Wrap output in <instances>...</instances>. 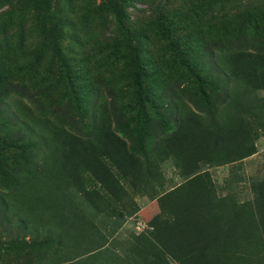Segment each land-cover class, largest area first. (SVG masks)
<instances>
[{
  "label": "rangeland",
  "instance_id": "374dc122",
  "mask_svg": "<svg viewBox=\"0 0 264 264\" xmlns=\"http://www.w3.org/2000/svg\"><path fill=\"white\" fill-rule=\"evenodd\" d=\"M102 4L0 0V196L10 204L0 206V264H70L59 263L56 237L15 223L16 182L34 180L38 159L46 152L42 140L13 119L15 106L56 132L84 137L94 125L110 124L129 143H155L171 113L170 101L208 109L189 67L204 76L214 56L264 53V0H127V25L147 72L143 84L151 103L145 104L150 119L145 126L130 49L116 18ZM45 11L60 23V53L45 29ZM7 101L12 107L7 108ZM257 148L239 168L203 167L220 195L235 192L242 201L252 199L251 182L264 177V137ZM162 169L164 190L185 181L173 160ZM137 202L140 211L131 217L98 219L117 252L127 248L131 237L149 230L159 212L156 201L141 197ZM85 264H92L88 257Z\"/></svg>",
  "mask_w": 264,
  "mask_h": 264
},
{
  "label": "trees",
  "instance_id": "16d2710c",
  "mask_svg": "<svg viewBox=\"0 0 264 264\" xmlns=\"http://www.w3.org/2000/svg\"><path fill=\"white\" fill-rule=\"evenodd\" d=\"M126 4L103 0L102 8L125 35L142 123L148 126L147 72L127 25ZM46 13L45 29L60 53V23ZM170 46L181 57L178 46ZM189 70L208 109L170 101L171 113L155 143H129L110 124L94 125L84 137L56 132L17 106L12 109L13 119L46 149L38 159L37 177L16 182L15 223L56 237L59 263L85 264L88 257L92 264H264V177L251 182L253 197L242 201L235 192L220 195L212 174L203 169L239 168L258 152L257 142L264 137V53L214 56L204 76ZM168 160L185 181L166 191L162 167ZM141 197L156 201L159 212L149 230L131 237L127 248L117 252L98 219L135 215ZM6 205L10 207L0 196V206Z\"/></svg>",
  "mask_w": 264,
  "mask_h": 264
},
{
  "label": "built area",
  "instance_id": "2783aa9c",
  "mask_svg": "<svg viewBox=\"0 0 264 264\" xmlns=\"http://www.w3.org/2000/svg\"><path fill=\"white\" fill-rule=\"evenodd\" d=\"M139 228V227H138ZM140 229V228H139Z\"/></svg>",
  "mask_w": 264,
  "mask_h": 264
}]
</instances>
